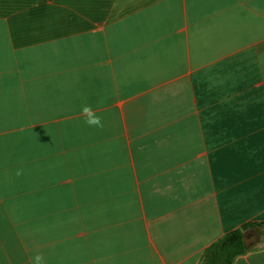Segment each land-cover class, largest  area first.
Masks as SVG:
<instances>
[{
  "label": "crops",
  "instance_id": "crops-1",
  "mask_svg": "<svg viewBox=\"0 0 264 264\" xmlns=\"http://www.w3.org/2000/svg\"><path fill=\"white\" fill-rule=\"evenodd\" d=\"M25 153L35 193L88 196L44 246L6 217ZM259 224L264 0H0V264H201L246 225L233 264H264Z\"/></svg>",
  "mask_w": 264,
  "mask_h": 264
},
{
  "label": "rangeland",
  "instance_id": "rangeland-1",
  "mask_svg": "<svg viewBox=\"0 0 264 264\" xmlns=\"http://www.w3.org/2000/svg\"><path fill=\"white\" fill-rule=\"evenodd\" d=\"M21 159L19 163H14L12 161L6 168V176L4 178L5 184L3 187L6 201V217L7 219L13 220L16 234L21 235L24 242L31 241V246L35 244L32 240L33 237L35 234H39L37 230H40L42 237L38 238V240H41L38 245L41 246L43 244L44 246L47 228L42 227L41 225H44V223L39 222H42L41 220L45 217H52L54 219L66 217L62 216V211H64L62 207L67 209V206H73L76 202H85L88 196L76 194L60 195L57 193L40 195L35 193L37 189L33 186V181L30 177L31 165L29 163L28 153L22 154ZM18 169L22 170V175L18 176L16 174ZM51 205H53L52 212L48 211L47 213L46 209ZM72 206H70V208H72ZM78 212L80 213V211ZM68 213L70 219L77 218L75 216L77 212L70 211ZM54 229L56 230V228ZM38 253L39 251L36 254ZM36 254L33 253L32 256L34 257ZM39 254H42L44 264L46 254L44 251ZM53 258H56L55 254Z\"/></svg>",
  "mask_w": 264,
  "mask_h": 264
},
{
  "label": "trees",
  "instance_id": "trees-1",
  "mask_svg": "<svg viewBox=\"0 0 264 264\" xmlns=\"http://www.w3.org/2000/svg\"><path fill=\"white\" fill-rule=\"evenodd\" d=\"M263 227L264 224H259ZM250 225L230 232L209 248L201 264H233L236 257L245 254L250 249L245 247L244 235Z\"/></svg>",
  "mask_w": 264,
  "mask_h": 264
},
{
  "label": "clouds",
  "instance_id": "clouds-1",
  "mask_svg": "<svg viewBox=\"0 0 264 264\" xmlns=\"http://www.w3.org/2000/svg\"><path fill=\"white\" fill-rule=\"evenodd\" d=\"M103 103V99L99 101ZM81 115L84 118L85 123L90 127H103V118L96 113V111L90 105H83L81 108ZM18 176L22 175V170H17L16 173ZM31 264H43L42 254H36L34 257H31Z\"/></svg>",
  "mask_w": 264,
  "mask_h": 264
},
{
  "label": "water",
  "instance_id": "water-1",
  "mask_svg": "<svg viewBox=\"0 0 264 264\" xmlns=\"http://www.w3.org/2000/svg\"><path fill=\"white\" fill-rule=\"evenodd\" d=\"M260 240L261 236L257 233L256 230L248 231L244 235V243L247 249H250L258 244Z\"/></svg>",
  "mask_w": 264,
  "mask_h": 264
}]
</instances>
